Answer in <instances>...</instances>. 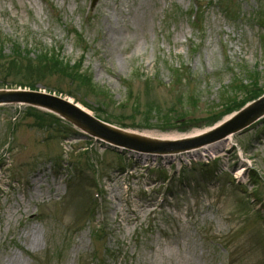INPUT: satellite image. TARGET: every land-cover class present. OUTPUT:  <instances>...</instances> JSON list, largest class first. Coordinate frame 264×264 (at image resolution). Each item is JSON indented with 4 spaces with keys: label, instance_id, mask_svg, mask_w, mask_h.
<instances>
[{
    "label": "rangeland",
    "instance_id": "1",
    "mask_svg": "<svg viewBox=\"0 0 264 264\" xmlns=\"http://www.w3.org/2000/svg\"><path fill=\"white\" fill-rule=\"evenodd\" d=\"M196 1L0 0L3 54L8 41L31 59L53 51L88 81L44 67L37 89L129 132L184 137L264 92V0H198L194 29ZM63 128L0 107V264H96L95 248L98 264H264V118L216 154L172 158L122 160Z\"/></svg>",
    "mask_w": 264,
    "mask_h": 264
},
{
    "label": "water",
    "instance_id": "2",
    "mask_svg": "<svg viewBox=\"0 0 264 264\" xmlns=\"http://www.w3.org/2000/svg\"><path fill=\"white\" fill-rule=\"evenodd\" d=\"M7 103L26 104L48 110L93 136L103 138L116 145L148 153H176L210 144L219 141L228 134L241 131L264 115L263 96L207 132L176 142H157L116 132L94 120L83 110L72 105L70 101L54 95L25 91H0V104Z\"/></svg>",
    "mask_w": 264,
    "mask_h": 264
},
{
    "label": "trees",
    "instance_id": "3",
    "mask_svg": "<svg viewBox=\"0 0 264 264\" xmlns=\"http://www.w3.org/2000/svg\"><path fill=\"white\" fill-rule=\"evenodd\" d=\"M2 45H3L2 41L0 40V61H2V63L0 64V68L3 69L5 74H14V73L16 74L20 70H22L20 71L22 73V78H21L22 82H16L17 85H20L22 87H27L30 90H35V85L37 81H39L42 77H44L43 72H46V74L49 72L48 71L49 69L45 70L44 67H47V68L54 67V71L56 74L60 75L61 77L65 76L72 83H84V82L86 83L88 81L83 75L79 73L78 69L73 72L72 67L68 65H64L62 62L59 61V59H56L57 57L53 55L51 52L35 56V59H31L29 51L24 50V49L20 50L18 45L13 44L11 53L10 55H8L6 59V56L3 54V51H2ZM40 68L44 70L40 72L41 71L39 70ZM72 72L73 74H71ZM56 91L60 93L58 90ZM253 91L254 90L252 88H248L245 92L246 96H249V99L251 98L250 100L248 99L249 101L256 99L257 97L261 96L264 93L263 91H261L262 93L258 95H253L254 96L253 97L252 96ZM247 102H244L241 104L238 103L237 105L234 104V101L231 102V104L235 106L229 109L224 114L219 115L217 117L215 116L212 120L209 121L208 125H211L217 122L218 120H220L223 116L238 110ZM29 111H32L33 114L37 112L35 110H29ZM43 117L44 116L42 114H39V116L35 115L37 122L41 124L45 123Z\"/></svg>",
    "mask_w": 264,
    "mask_h": 264
},
{
    "label": "bare ground",
    "instance_id": "4",
    "mask_svg": "<svg viewBox=\"0 0 264 264\" xmlns=\"http://www.w3.org/2000/svg\"><path fill=\"white\" fill-rule=\"evenodd\" d=\"M197 133V132H196ZM190 136V134H189ZM167 139H170V138H167ZM232 137H230L229 135L226 137V139L218 142V143H215V144H212L208 147H204L203 149L202 148H199L198 151H195V152H192V155L193 156H197L199 155L201 152H209V153H213V154H216L215 152L223 147V146H226L227 144L230 143Z\"/></svg>",
    "mask_w": 264,
    "mask_h": 264
}]
</instances>
